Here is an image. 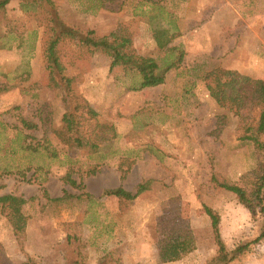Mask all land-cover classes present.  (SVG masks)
Returning a JSON list of instances; mask_svg holds the SVG:
<instances>
[{"label": "rangeland", "instance_id": "obj_1", "mask_svg": "<svg viewBox=\"0 0 264 264\" xmlns=\"http://www.w3.org/2000/svg\"><path fill=\"white\" fill-rule=\"evenodd\" d=\"M51 1L63 29L116 33L129 40L130 51L161 67L177 57L180 62L162 85L138 89L137 75L110 71L105 54L65 39L60 62L73 92L64 101L49 84L43 30L33 7L12 0L0 10V197L26 200L20 237L0 212V249L7 259L205 264L217 248L203 206L219 215L228 250L253 240L258 224L217 184L247 193L253 188L262 156L243 137L250 134L247 126L255 127L260 109L248 107L240 118L220 107L206 75L222 69L264 80V0ZM156 27L171 29L170 43L156 44ZM77 99L96 114L90 117L82 106L75 113L77 136H98L94 149L62 140L63 114ZM146 181L147 190L133 200L103 195L119 187L135 194ZM183 222L194 238L189 253L161 263L158 230L184 228ZM233 264H264V241Z\"/></svg>", "mask_w": 264, "mask_h": 264}, {"label": "trees", "instance_id": "obj_2", "mask_svg": "<svg viewBox=\"0 0 264 264\" xmlns=\"http://www.w3.org/2000/svg\"><path fill=\"white\" fill-rule=\"evenodd\" d=\"M12 0H0V10H4ZM28 6H32L35 11L36 22L42 28V38L44 40V64L48 74L49 84L52 88L59 90L64 101L72 98L73 81L64 75V69L60 62V43L68 39L80 47L86 48L91 53H103L110 59L109 70L121 68L125 73H132L139 78L138 89L152 88L162 85L165 81L167 73L175 68L176 63L180 62V57L174 63H166L163 67L152 58L139 56L128 49L129 40L111 33L108 36H96L94 31H82L75 28L63 29L58 26L59 17L57 8L51 0H24ZM143 3L155 4L154 0H141ZM153 19L156 16L152 17ZM149 23H151L149 21ZM151 25V24H150ZM154 31V39L156 44L163 47L170 43L173 35H168L170 28L156 27ZM213 85H208L210 96L216 103L234 113L241 118V112L248 107H257L260 109L255 127L247 126L249 135H245L243 139L251 141L255 148L261 153L262 163L259 168L256 181L249 193L237 186H229L225 184H217L218 187L225 189L234 194L239 202L251 215L252 219L258 224V234L251 240L238 243L233 249L228 250L221 238L219 223V215L207 206H203L205 214L210 219V227L214 244L217 248L216 255L205 264H233L237 261L252 244H258L264 241V80L243 75L236 71L215 69L206 75V79H211ZM72 108L63 114L64 130L66 137H62L65 143L71 146L82 147L89 145L92 149L96 148L94 137L91 141L90 137L77 136V126L79 121L76 120V111L79 107H86L87 114L90 117H96V114L88 108V104L84 100L70 101ZM68 106V109L70 108ZM79 118V117H78ZM26 128H32V125L23 121ZM71 134V135H70ZM65 136V133H64ZM88 140V141H87ZM73 142L74 144L70 143ZM30 149V148H26ZM212 177V181H214ZM71 184H75L74 181ZM149 181L140 183L137 186L136 193L131 194L121 187L104 191L103 195L107 197H122L133 200L139 194L147 190ZM26 204V200L22 197H16L6 194L0 197V212L9 222L14 235L20 237L24 234L26 228V217L22 212V206ZM179 219V218H178ZM166 220V221H173ZM184 228L172 227L168 230H158L160 240L158 246V259L161 263H169L180 260L189 253L194 238L189 226L183 222ZM0 264H12L0 249ZM24 264H38L34 261H27Z\"/></svg>", "mask_w": 264, "mask_h": 264}]
</instances>
